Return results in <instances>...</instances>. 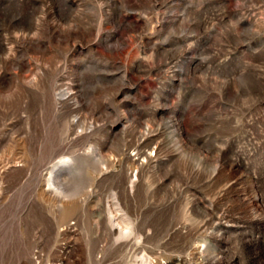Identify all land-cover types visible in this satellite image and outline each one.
<instances>
[{
    "label": "rangeland",
    "instance_id": "1",
    "mask_svg": "<svg viewBox=\"0 0 264 264\" xmlns=\"http://www.w3.org/2000/svg\"><path fill=\"white\" fill-rule=\"evenodd\" d=\"M0 168V264H264V0H0Z\"/></svg>",
    "mask_w": 264,
    "mask_h": 264
},
{
    "label": "bare ground",
    "instance_id": "2",
    "mask_svg": "<svg viewBox=\"0 0 264 264\" xmlns=\"http://www.w3.org/2000/svg\"><path fill=\"white\" fill-rule=\"evenodd\" d=\"M2 172H3V170H1V168H0V175L2 174ZM51 173H52V172H51ZM51 173H50V174H51ZM53 173H54V172H53ZM57 175H58V174H57ZM51 177H52V176H51ZM49 180H50V179H49ZM50 181H51V184H49V186H50V187L52 186V189H54L55 191L58 190V187H57V185L54 184L52 178H51ZM47 182H48V181H47ZM59 183H60V182H59ZM46 184H47V183H46ZM49 189H50V188H49ZM60 193H61V192H60ZM60 195H61V194H60ZM64 197H65V195H64ZM64 197H63V198H64ZM66 213H67V212H66ZM120 227H121V226H120ZM119 234H121V233L119 232ZM119 236H120V235H119ZM51 264H52V263H51ZM53 264H56V263H53ZM57 264H58V263H57Z\"/></svg>",
    "mask_w": 264,
    "mask_h": 264
}]
</instances>
